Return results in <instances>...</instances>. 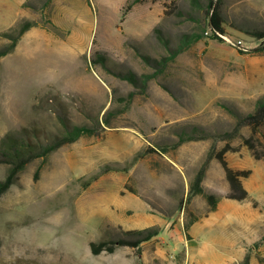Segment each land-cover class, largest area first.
<instances>
[{
  "label": "rangeland",
  "instance_id": "obj_1",
  "mask_svg": "<svg viewBox=\"0 0 264 264\" xmlns=\"http://www.w3.org/2000/svg\"><path fill=\"white\" fill-rule=\"evenodd\" d=\"M27 4L0 31L2 48L39 22L0 58V150L36 133L53 141L63 118L97 133L15 174L0 196V264H241L247 253L264 264V124L243 121L264 93V0ZM187 34L197 40L160 64ZM129 72L155 76L145 87ZM224 149L230 166L252 169L246 199L228 196ZM13 165L0 152V181ZM152 225L160 233L140 246L92 251Z\"/></svg>",
  "mask_w": 264,
  "mask_h": 264
},
{
  "label": "trees",
  "instance_id": "obj_2",
  "mask_svg": "<svg viewBox=\"0 0 264 264\" xmlns=\"http://www.w3.org/2000/svg\"><path fill=\"white\" fill-rule=\"evenodd\" d=\"M24 5H28L27 1L24 3ZM211 8H213L214 10L211 16V27L215 32L216 36L222 37L220 34L218 35L217 33L218 31L221 34H224L225 32L222 26V20L219 16V12L215 8L214 3H212ZM38 24L39 22L36 20L26 19L21 23L18 33L7 35L10 36L12 41L7 46L0 48V58L15 48L19 38L26 30ZM4 33L5 32L2 31L0 34ZM258 37L263 38L264 32L259 33ZM195 40H197V37H194L191 34L185 35L179 47L172 49V53L169 56L164 57L162 60H160V64L167 65L171 60L176 58V56L181 51L190 46ZM125 76L133 84L138 85L139 82H142L143 85L146 87L149 80L152 79L155 74L145 73L139 77L135 73L129 72ZM134 94L135 92L131 91L129 93V97L133 98ZM243 121L249 126H251L253 131L255 132L260 128V126L264 124V93L257 98L253 110L246 114ZM105 122H107V124H110L107 118ZM63 126L64 127L62 131L57 134L51 142H44L40 140L37 137L38 135L36 133V136L33 135L25 138H12L6 140L3 143L0 152L4 158H8V160L14 162V165L11 173L7 176V178L0 181V196L5 191H7L8 188L13 184L15 174L18 173L31 159L37 156H48L51 152H53L65 143L73 142L82 136H91L97 133L96 125L87 123H73L65 118H63ZM35 132L37 131L35 130ZM246 142L251 146V148H254L251 138L246 137ZM225 152L226 149L221 150L217 154V157L222 162L226 170L227 179L230 184V193L228 194V196L237 198L239 200L246 199L250 196V192L244 185L243 178L249 176L252 173V169L233 168L229 165L228 161L226 160L224 155ZM254 154L257 157H260V154L257 151H255ZM207 196L209 202H213L211 210H214L217 207L219 197L214 194H208ZM123 231L124 235L120 236L118 239L115 240L102 239L99 241H92V251L94 253H100L103 250L114 252L116 248L120 245L140 246L142 242L150 240L156 235H158L161 231V227L159 225H152L146 228H134ZM250 260L251 255L247 253L241 264H250Z\"/></svg>",
  "mask_w": 264,
  "mask_h": 264
},
{
  "label": "crops",
  "instance_id": "obj_3",
  "mask_svg": "<svg viewBox=\"0 0 264 264\" xmlns=\"http://www.w3.org/2000/svg\"><path fill=\"white\" fill-rule=\"evenodd\" d=\"M26 1L27 0H0V31L3 30L6 25L4 22L6 18L13 17L16 20L20 16Z\"/></svg>",
  "mask_w": 264,
  "mask_h": 264
}]
</instances>
